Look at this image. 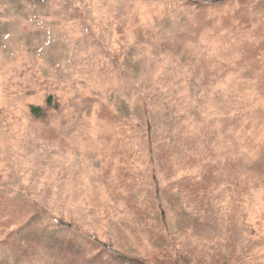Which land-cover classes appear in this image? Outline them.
I'll return each mask as SVG.
<instances>
[{"label":"rangeland","instance_id":"1","mask_svg":"<svg viewBox=\"0 0 264 264\" xmlns=\"http://www.w3.org/2000/svg\"><path fill=\"white\" fill-rule=\"evenodd\" d=\"M138 259L264 264V0H0V264Z\"/></svg>","mask_w":264,"mask_h":264},{"label":"trees","instance_id":"2","mask_svg":"<svg viewBox=\"0 0 264 264\" xmlns=\"http://www.w3.org/2000/svg\"><path fill=\"white\" fill-rule=\"evenodd\" d=\"M31 111L33 112V114H39L40 113V107H38V106H32L31 107ZM19 230V229H18ZM13 232V231H12ZM15 233V232H14ZM14 236V235H13ZM2 243L4 244L5 243V241H2ZM93 257H95V256H93ZM86 260H87V262H88V260L89 261H91V259H88V258H85ZM137 261H140L139 259L137 260ZM89 263V262H88ZM150 264V261H147V260H145V261H143V260H141L140 261V264ZM175 264H178V262L176 261L175 262Z\"/></svg>","mask_w":264,"mask_h":264}]
</instances>
